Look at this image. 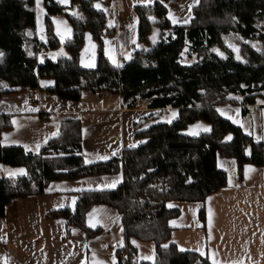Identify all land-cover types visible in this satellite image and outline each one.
<instances>
[{
    "label": "trees",
    "instance_id": "obj_1",
    "mask_svg": "<svg viewBox=\"0 0 264 264\" xmlns=\"http://www.w3.org/2000/svg\"><path fill=\"white\" fill-rule=\"evenodd\" d=\"M44 1L49 40L40 45L47 50L62 45L51 16L64 14L74 28V38L63 42L70 53L57 61L28 56L23 32L37 25L34 0H0V51L5 53L0 60V98L11 90L39 87L42 79L55 78L49 91L63 99L79 102L86 90H108L121 94L127 108L144 102L154 109L179 108L180 116L172 123L162 121L137 132L146 142L124 149L121 158L95 164H87L81 153L82 119L66 117L61 122V135L44 144L40 152H32L2 144L1 133L10 127L4 118L0 122V161L24 166L28 172L24 177L0 178V217L15 198L40 195L55 180L116 173L122 165L124 181L118 188L84 190L75 210L59 209L48 216L65 217L68 227L78 226L91 235L87 212L97 203L111 205L123 214L127 241L117 252L118 264H212L200 252L180 250L172 243L164 246L172 237L170 218L181 213L170 208L168 201L204 202L208 195L229 185L225 169L217 165L219 154L238 160L241 177L246 163L264 166V141L254 140L218 109L239 103L248 114L245 105H253L257 92L264 91V57L254 53L244 62L232 49L225 57L214 50L225 47L222 28L227 30V26L220 25L221 21L229 20L247 37L264 41V25L262 32L257 25L258 20L264 21V0H200L186 25H172L169 0L137 6L143 49L136 50L120 67L105 54L104 37L114 31L108 26L106 12L95 7L96 0H72L69 8L56 0ZM155 26L168 35L153 45ZM88 32L100 43L98 65L92 69L84 68L80 61ZM187 57L195 60L186 63ZM203 120L209 122L211 131L199 136L185 133L191 123ZM206 213L205 209L200 213L204 224ZM134 239L155 241L154 263L138 261Z\"/></svg>",
    "mask_w": 264,
    "mask_h": 264
},
{
    "label": "crops",
    "instance_id": "obj_2",
    "mask_svg": "<svg viewBox=\"0 0 264 264\" xmlns=\"http://www.w3.org/2000/svg\"><path fill=\"white\" fill-rule=\"evenodd\" d=\"M61 6L71 7L72 0H56ZM200 0H169L172 25H186L193 19V9ZM95 7L105 11L108 26L114 32L104 37L105 54L117 67L142 50L139 27L141 20L136 7L153 5L155 0H96ZM99 5V7H97ZM36 26L26 28L24 48L30 57L44 60L38 45L49 40L46 18L48 10L44 0H34ZM55 32L62 45L48 48L47 58L58 60L70 53L64 45L73 39L74 28L68 18L51 16ZM161 39L168 35L160 31ZM82 46L80 61L84 68L98 65L100 43L90 32ZM155 45L156 43H152ZM151 48V47H148ZM193 62L194 58H185ZM91 65V66H89ZM55 78L40 81L37 103H27L24 88L5 93L0 98V122L7 119L10 127L2 131L4 146L17 145L32 152H40L44 144L61 135V122L66 117L82 119V155L87 164L107 162L121 158L124 149H132L146 142L137 132L162 121L172 123L179 117V108L154 109L144 102L127 108L122 95L109 93L98 97L95 91L86 90L79 102L63 99L49 90ZM256 102L245 114L239 103L218 107L223 117L243 127L257 142L264 141V91L257 92ZM238 99V98H237ZM249 117V119H248ZM212 130L207 121L193 122L185 131L196 136ZM231 137L232 134L228 135ZM227 140H231L228 139ZM218 167L225 169L229 185L208 195L204 202L184 200L168 201L170 208L181 213L170 218L172 237L170 243L180 250L200 252L214 264H264V166L246 163L243 176L238 160L219 154ZM24 166L8 165L0 161V178L24 177ZM123 167L118 172L82 176L80 179L55 180L40 195L15 198L0 217V264H118V250L124 248L125 227L123 214L113 206L97 203L87 212V224L93 233L71 225L65 217L48 216L56 210L74 209L79 194L84 191L118 188L124 181ZM207 211L206 224L200 218ZM135 240L138 261L154 263L157 256L155 241Z\"/></svg>",
    "mask_w": 264,
    "mask_h": 264
},
{
    "label": "rangeland",
    "instance_id": "obj_3",
    "mask_svg": "<svg viewBox=\"0 0 264 264\" xmlns=\"http://www.w3.org/2000/svg\"><path fill=\"white\" fill-rule=\"evenodd\" d=\"M222 24L227 26V30L222 28L223 29L222 30L223 31L222 40H223L225 47L224 48H221L219 46L214 47V50L218 54H220V56L225 57L227 55L226 51L228 49H232V51L234 52V56L244 62H249V60H251L252 58L251 56L254 53H257L261 55V57H264V41L260 37H255V38L247 37V35H244L243 31L240 30L239 27H237L236 25L232 26L229 20H227V22L221 21L220 25ZM257 25L259 26V29H260L259 31L262 32L264 21L258 20ZM162 30L164 29H161L160 27L155 26L154 31L152 33L153 36H151L152 43H158L161 38V35L163 36L166 35L160 32ZM0 54H2L0 55V60L2 61L5 56V53L0 51ZM237 98L239 100H242V97L240 96ZM124 254H125L124 260H125L128 254L127 252Z\"/></svg>",
    "mask_w": 264,
    "mask_h": 264
},
{
    "label": "built area",
    "instance_id": "obj_4",
    "mask_svg": "<svg viewBox=\"0 0 264 264\" xmlns=\"http://www.w3.org/2000/svg\"><path fill=\"white\" fill-rule=\"evenodd\" d=\"M38 52H40L39 54L42 56V58H47L48 57V54H49V51L42 47V45H38ZM24 90H25V93H27V103L30 104V105H34L37 103V100H38V95L40 94L39 93V87H33V86H25L24 87ZM96 95H98V97H101V96H106L109 94V91L106 90V92H100L98 90H96L95 92ZM16 264H20V263H16Z\"/></svg>",
    "mask_w": 264,
    "mask_h": 264
},
{
    "label": "snow or ice",
    "instance_id": "obj_5",
    "mask_svg": "<svg viewBox=\"0 0 264 264\" xmlns=\"http://www.w3.org/2000/svg\"><path fill=\"white\" fill-rule=\"evenodd\" d=\"M97 7H99V5H97ZM0 55H2V54H0ZM89 66H91V65H89ZM203 131H209V129H208V128H204ZM192 134L195 135V134H197V133H192ZM228 139H231V137H228ZM214 264H215V262H214Z\"/></svg>",
    "mask_w": 264,
    "mask_h": 264
}]
</instances>
